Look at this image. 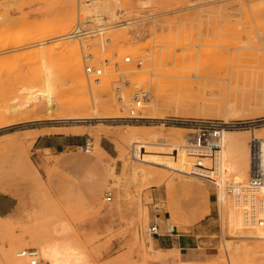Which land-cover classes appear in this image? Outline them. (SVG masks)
I'll use <instances>...</instances> for the list:
<instances>
[{
    "label": "rangeland",
    "instance_id": "rangeland-1",
    "mask_svg": "<svg viewBox=\"0 0 264 264\" xmlns=\"http://www.w3.org/2000/svg\"><path fill=\"white\" fill-rule=\"evenodd\" d=\"M88 1L0 0V16L8 19L0 21V195L14 197L16 204L9 215L0 216V264H10L4 252L14 239L32 244L34 234L51 232L62 222L94 264H264V252L244 254L247 248L260 252L256 245L264 241L227 232L221 204L222 196L230 197L225 188L167 167L165 159L143 163L145 172L134 175L121 153L123 143L114 135L137 128L177 144V135L193 140L191 121L212 120L236 125L226 130L250 131L247 151L253 126L264 138V0H131L123 3L124 11L117 10L114 0H90L108 7L87 13ZM80 8L90 17L104 13L99 24L109 26L85 42L90 50L74 38L63 39L70 37ZM109 11L123 21H112ZM64 17L71 22L61 26ZM65 47L76 49L81 59V90L74 86L72 55L61 53ZM122 48L130 50L113 61ZM87 53L94 57H84ZM128 55L130 64L124 62ZM85 63L103 68L100 85L85 75ZM140 67L130 76L124 73ZM120 79L129 80L128 87L123 85L127 104L141 89L149 90L151 100L160 99L156 113L165 120L151 119L145 108V123L108 120L122 114L116 97ZM91 85L100 88L94 92ZM94 94L107 106L98 114L92 107ZM81 98L88 108L70 109ZM71 116L88 119L74 121ZM50 133L80 136L94 149L40 150L38 137ZM126 148L132 160L135 149L132 144ZM193 155L197 165L201 155ZM89 176L95 183L106 181L93 200L85 193V186L92 188ZM235 177L225 175V180L248 176ZM109 191L111 202L105 200ZM140 211L147 212V227ZM155 224L159 234L152 235ZM172 234H192L196 242L162 248L157 240ZM150 235L158 251L150 246ZM227 241L238 253L226 250Z\"/></svg>",
    "mask_w": 264,
    "mask_h": 264
},
{
    "label": "bare ground",
    "instance_id": "bare-ground-1",
    "mask_svg": "<svg viewBox=\"0 0 264 264\" xmlns=\"http://www.w3.org/2000/svg\"><path fill=\"white\" fill-rule=\"evenodd\" d=\"M114 1L117 3V7H116L118 8L117 10L124 11L125 9L123 8V3L129 2L131 0H114ZM4 2H0V4L2 5ZM101 5L105 6V4H100L94 1L91 3L90 0L88 1V3L84 4V6L87 7L88 9L87 13H92V12L94 13L96 9L100 7ZM101 7L104 9L103 6ZM105 7H108V5H106ZM103 9L102 11H104ZM114 12L109 11V14L112 13L110 16L111 20L112 21L117 20L116 21L117 23L122 22L123 20L118 19L116 16V13ZM103 14L104 13L101 14L100 12L95 13V15L92 14L93 16L91 15V17H93V19L91 18L92 19L91 21H94L96 23H102V21L104 20ZM7 20H8L7 17L0 16V21L2 23H5ZM59 20L61 22L60 23L61 26L68 25L71 22V19L69 17L67 18L64 17ZM130 23L131 22H126L120 25H127ZM136 34H137L136 36L139 37L141 35V32H138ZM63 39H71V36L64 37ZM261 39L263 38L261 37ZM129 50L130 49L128 48H124V49L122 48L119 51V53L116 55V57L113 58V61H117V62L120 61L121 58L119 57V54H122L124 52H129ZM44 51H48V50H44ZM67 52H69L72 55L71 57H69V59L71 61V74L75 77L74 86L75 88H78L81 90L83 89V86H84L81 59L79 58L77 54H75L76 49H66L65 47L61 51V53H67ZM131 52L135 56H137L136 50H133V51L131 50ZM110 57H112V55H110ZM46 59L48 58L46 57ZM142 59H145V57L141 58V60L140 59L138 60L142 61ZM141 70H143L142 67L133 68V69L124 71V73L130 76V74L137 72V71H141ZM102 79L103 77L101 78V83H102ZM92 82H94L97 85L101 84L95 81H92ZM91 87L94 89L93 90L94 92L100 88V86H93V85H91ZM105 104H106L105 101L102 100L100 96L95 95L93 97V105H92L94 113L98 114L100 110H102L104 107H107L105 106ZM160 107H161L160 99L157 97L154 100L149 101L145 105V110L150 111L152 113L151 119L154 118L158 120H165L164 115H160L156 113ZM86 108H88L86 98H81L76 105L70 107V109L77 110V111H82ZM110 116H106L105 118H110ZM68 119L74 120V121L75 120L84 121L88 119V117L71 116ZM251 126H253V124H251ZM248 132L245 133V132L231 131V130L225 129L223 148L220 153V160L218 159V156L215 155V153L207 152V153L199 154V153H196L194 150H191L190 146L192 145V141L184 134L176 136V139L178 141L177 144L176 143L175 144L165 143L164 141L167 140L168 138H165L163 136H157V135L152 136V134L146 135L145 132H141L137 128H132L129 131L114 133V135L117 138H119L120 142L123 143V148L121 149V153L125 159L126 166L130 167L133 170V172L135 173L134 175L136 174L139 175L140 172H142L141 173L142 175L145 172L146 169L143 167V163H153V164L156 163L157 164L158 162H156V160L165 159V161L168 162V163L166 162L167 167L177 166L175 168H177L178 170L182 172H188L200 178L211 180L212 182L216 183L217 186L221 190L222 188L223 189L225 188L224 192L230 195V197H223V196L221 197L222 207L226 208L225 212L223 211L222 218H223V223H224V226L226 227V230L228 229L227 232L230 230L233 233L239 234V236L243 235V236H248L249 238H253L259 241H264V225L257 226L249 222H246L243 208H241L236 197L231 195L228 190V185L234 181L225 180V175H232V173L235 174L236 179L249 176V169H250L249 149L247 151V145H246V136ZM261 132L262 130L257 129L253 126L251 130V135L257 136V135H260ZM96 134H97L96 136L98 137L101 135V133H96ZM225 141L227 142V145ZM128 144H132L135 149V153L134 152L133 153L136 156L133 155L134 157H132V160L127 155L128 153H127L126 147ZM98 148L103 153H106L101 145H98ZM224 151L227 153V154L225 153L226 156L224 155ZM193 153L197 155H201L199 156L200 158L197 161V165L195 164L193 165V162H195L193 161V157H194ZM208 153L212 155L202 156L203 154H208ZM189 155L191 157H189ZM194 159H196V157ZM113 167L109 168V172L112 177L116 176L115 168ZM146 177L148 176L144 174V178ZM239 181H243V180L239 179L236 182H239ZM256 194L264 195V188L257 189L256 191L252 192L251 196H254ZM231 197L235 200L236 204L231 200ZM143 211H140V214L141 215L144 214L145 216L144 222L147 227V224H148L147 212L143 213ZM170 225L171 227H174L173 223H171ZM69 230H70V227L68 226V224L62 222V223L56 224V226H54L51 232H48V233L41 232L38 234H34L33 235L34 243L32 244H26L20 238H16L11 242L7 250L4 252V256L10 264H27V260L25 258H21L17 255L18 251L16 249L19 247L25 248V247L36 246V248H38L41 251L44 264H94L91 261V259L88 257V255L85 253L82 245H80L77 241H74L68 237ZM149 240H150L149 244L152 247L153 238L151 235L149 237ZM245 246L248 247L250 246V244H246ZM226 248H227L226 250L227 251L230 250V253L232 254L238 253V248L233 249L232 244L228 241L226 242ZM258 248L261 249L260 252L257 250L250 251L247 248L245 249L244 254L246 255V257H249L252 254L258 255L264 252V244L256 245L255 249H258ZM152 249L154 248L152 247ZM155 251H158V250L156 249Z\"/></svg>",
    "mask_w": 264,
    "mask_h": 264
},
{
    "label": "built area",
    "instance_id": "built-area-1",
    "mask_svg": "<svg viewBox=\"0 0 264 264\" xmlns=\"http://www.w3.org/2000/svg\"><path fill=\"white\" fill-rule=\"evenodd\" d=\"M109 26H103L99 23L91 21V17L84 13L81 8L78 10V17L75 26L69 34L71 38L78 40L85 50H90L91 45L87 42L92 38L105 33ZM85 45V46H84ZM84 57H94L92 53L84 54ZM124 62L130 64L133 62L131 55L125 57ZM84 73L89 79L100 83L104 75L102 67H96L91 63L84 64ZM116 97L121 103L122 114L119 117L110 118L112 122L125 121L133 123H145L149 118L144 114L145 105L151 101L152 93L149 90H140L135 94L130 103L124 100V86L129 85V80L117 81ZM190 125L194 128L191 150L202 154L207 152L215 153L220 160V153L223 148L224 130L232 129L235 124H224L220 121L212 120H196L191 121ZM84 152L91 153L93 150L92 142L87 140L86 145L82 147ZM249 149V176L247 179L239 182H231L228 185V190L231 195L236 197L241 208L244 210L245 220L251 224L261 226L264 225V195L256 194L251 196V193L257 189L264 188V138L256 135H251L248 142ZM215 156V157H216ZM107 202L113 200V193L107 192L105 196ZM152 235L159 234V225L155 224L150 227ZM17 255L27 260V264H44L41 251L36 247L21 248Z\"/></svg>",
    "mask_w": 264,
    "mask_h": 264
},
{
    "label": "crops",
    "instance_id": "crops-1",
    "mask_svg": "<svg viewBox=\"0 0 264 264\" xmlns=\"http://www.w3.org/2000/svg\"><path fill=\"white\" fill-rule=\"evenodd\" d=\"M87 140L83 139L80 136L74 134H65V133H50L41 135L38 137L36 143L39 145V149L42 151H49L51 153H63L67 150L83 147L86 145ZM103 148V147H102ZM104 149V148H103ZM105 150V149H104ZM106 151V150H105ZM94 164V163H93ZM98 164V163H97ZM94 177H87L92 182V188L87 186L85 193L90 199H94V194L98 193L99 188L105 185L106 181L99 183L94 182ZM86 180V179H85ZM16 206L15 198L9 195H0V216H7ZM169 238H159L158 244L162 248L173 249L176 245L181 246L183 243L186 244L188 241L196 242V239L193 238L192 234H172ZM190 245V244H189Z\"/></svg>",
    "mask_w": 264,
    "mask_h": 264
}]
</instances>
